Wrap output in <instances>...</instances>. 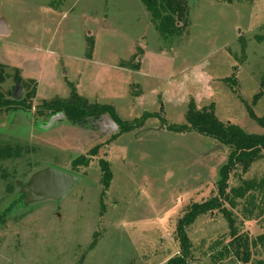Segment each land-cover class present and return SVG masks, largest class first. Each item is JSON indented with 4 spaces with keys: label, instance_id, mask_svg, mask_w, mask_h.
<instances>
[{
    "label": "rangeland",
    "instance_id": "rangeland-1",
    "mask_svg": "<svg viewBox=\"0 0 264 264\" xmlns=\"http://www.w3.org/2000/svg\"><path fill=\"white\" fill-rule=\"evenodd\" d=\"M184 1L190 26L163 37L139 0H0L8 31L0 35L8 75L0 91L13 94L17 70L21 98H30V115L0 109V149H19L0 158V264H166L181 254L175 226L191 204L216 194L229 149L167 127L184 124L193 106L212 107L221 123L246 134L264 131V0ZM73 89L112 106L121 125L150 117L114 137L113 120L116 130L106 120L76 126L36 113ZM97 146L86 167L70 170L72 159ZM100 159L110 166L107 185ZM47 168L77 180L58 200L24 204L15 182ZM261 178L264 155L238 165L229 185ZM263 196L255 192L231 209L250 239L264 232ZM224 218L206 213L187 229L188 264H243L232 251L219 258L231 240ZM250 252L251 262L262 258L260 248Z\"/></svg>",
    "mask_w": 264,
    "mask_h": 264
},
{
    "label": "trees",
    "instance_id": "trees-1",
    "mask_svg": "<svg viewBox=\"0 0 264 264\" xmlns=\"http://www.w3.org/2000/svg\"><path fill=\"white\" fill-rule=\"evenodd\" d=\"M139 1L149 13L154 22L156 31L163 37L182 35L185 29L190 26L188 10L184 0ZM217 1L231 4L234 1L241 0ZM262 27L264 29V24ZM5 69L6 67L0 64V84L5 80L6 76H8L5 73ZM15 72L14 81L19 83L18 71L15 70ZM27 98L14 100L12 94L5 97L0 91V109H4L10 116H13L19 111L30 115V106L25 103ZM37 110L36 113H38L39 116H46L48 121L59 117V120H64L71 125L78 126H85L88 123L101 121L103 116L107 115L119 125V131L114 137L141 127L144 120L150 117V115H145L143 118L136 120L135 123L133 122V124L121 125L116 120L114 108L112 106L90 103L85 98L78 96L74 89L68 99L55 98L49 101L44 100ZM39 121L41 120L36 119L34 123ZM42 121L45 123V120ZM48 121H46V123ZM259 122V125L264 130V121L260 120ZM167 129L168 131L179 134L196 133L210 138L218 145L228 148L229 154L226 162L218 170V179L215 183L216 194L202 203L191 204L187 212L177 222L175 226L176 240L180 245L181 254L168 260L166 264H188L186 257L190 251V243L187 237V229L194 224L199 216L214 211L220 212L225 217L224 219L228 223L231 237L228 244L224 245L220 250L219 258L230 256L233 252L235 256L240 257V261L243 264H264V232L250 239L248 232L243 234L238 232L235 226L236 220L235 218H231V209L235 208L238 200L250 197V195L255 192H261L264 195V178L260 180H242L239 187H231L229 185L230 174L238 165L247 166L264 155V131L259 135L246 134L233 124L228 122L221 123L215 117L212 107L196 111L193 106L189 107L184 124L176 128L167 127ZM97 151L98 146L89 150L86 154L72 159L70 161V170L76 171L79 166L86 167L89 164L90 158L95 156ZM18 152L19 149H16L12 153L9 147L4 146L0 149V155L3 154L0 158L7 159L12 156H18ZM99 166L102 172V182L104 185H107L111 179L109 163L106 160L100 159ZM245 219V222H250L254 218ZM251 248H260L261 252H259V254L262 255V258H259L255 262H251Z\"/></svg>",
    "mask_w": 264,
    "mask_h": 264
},
{
    "label": "water",
    "instance_id": "water-1",
    "mask_svg": "<svg viewBox=\"0 0 264 264\" xmlns=\"http://www.w3.org/2000/svg\"><path fill=\"white\" fill-rule=\"evenodd\" d=\"M7 27L0 22V35H7ZM22 96L20 84L16 83L12 98L20 100ZM103 119L108 122L111 130H116V125L104 115ZM77 178L67 171H59L51 168L39 170L31 174L25 183L16 181L15 185L20 188V193L25 195L24 204L48 199L58 200L69 192Z\"/></svg>",
    "mask_w": 264,
    "mask_h": 264
},
{
    "label": "flooded vegetation",
    "instance_id": "flooded-vegetation-1",
    "mask_svg": "<svg viewBox=\"0 0 264 264\" xmlns=\"http://www.w3.org/2000/svg\"><path fill=\"white\" fill-rule=\"evenodd\" d=\"M104 121V119H102L101 121H98V122H103ZM76 126H78V125H76ZM108 129H110L111 130V127L108 125Z\"/></svg>",
    "mask_w": 264,
    "mask_h": 264
}]
</instances>
